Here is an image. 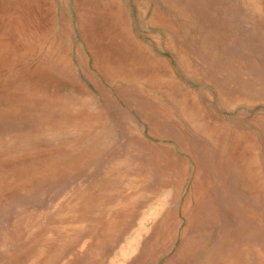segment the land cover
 <instances>
[{"label":"rangeland","instance_id":"rangeland-1","mask_svg":"<svg viewBox=\"0 0 264 264\" xmlns=\"http://www.w3.org/2000/svg\"><path fill=\"white\" fill-rule=\"evenodd\" d=\"M0 264H264V0H0Z\"/></svg>","mask_w":264,"mask_h":264},{"label":"bare ground","instance_id":"bare-ground-1","mask_svg":"<svg viewBox=\"0 0 264 264\" xmlns=\"http://www.w3.org/2000/svg\"><path fill=\"white\" fill-rule=\"evenodd\" d=\"M196 117V116H195ZM199 120L200 119H198V117H196V119H194V121H195V124H197V123H199ZM202 135H204V134H202ZM208 135V134H207ZM263 184V183H262ZM129 244V243H128ZM124 254H126L125 252H124ZM129 254V253H128Z\"/></svg>","mask_w":264,"mask_h":264},{"label":"crops","instance_id":"crops-1","mask_svg":"<svg viewBox=\"0 0 264 264\" xmlns=\"http://www.w3.org/2000/svg\"><path fill=\"white\" fill-rule=\"evenodd\" d=\"M193 115H197V114L194 112ZM194 119H196V117H193V122H195Z\"/></svg>","mask_w":264,"mask_h":264}]
</instances>
